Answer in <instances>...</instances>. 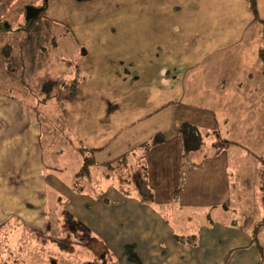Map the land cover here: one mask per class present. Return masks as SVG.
Returning a JSON list of instances; mask_svg holds the SVG:
<instances>
[{
	"label": "crops",
	"instance_id": "0c3cea01",
	"mask_svg": "<svg viewBox=\"0 0 264 264\" xmlns=\"http://www.w3.org/2000/svg\"><path fill=\"white\" fill-rule=\"evenodd\" d=\"M60 1L47 0L45 18L81 48L63 133L80 150L79 171L92 164L75 194L57 149L42 151L30 94L0 92L6 261L39 264L41 250L56 245L44 229L60 198L111 264H264V0H256L258 19L246 0H87L90 18L78 26L88 35L53 16ZM184 126L199 137L197 149L186 148ZM156 135L163 143L147 146ZM154 160L168 185L159 204L138 182ZM136 167L146 171L122 180L120 170ZM133 179L134 194L121 190ZM93 185L103 188L92 193Z\"/></svg>",
	"mask_w": 264,
	"mask_h": 264
},
{
	"label": "rangeland",
	"instance_id": "374dc122",
	"mask_svg": "<svg viewBox=\"0 0 264 264\" xmlns=\"http://www.w3.org/2000/svg\"><path fill=\"white\" fill-rule=\"evenodd\" d=\"M70 1L71 0H61L58 5L53 6V16L56 19L66 18L67 22L78 28L77 32L79 34L88 35V32L78 25L83 24L81 22L82 17L84 19L90 18L88 16L90 5L87 1L81 3ZM42 2L43 0H0V15L4 18L0 20V29L2 31L5 30L3 25L8 24V28L6 29L10 31L11 34L4 35L1 33L2 35H0V60L7 47L9 45L11 46L10 62L7 61L2 65L0 64V90L18 98H28L30 94L29 101L34 103L42 116L52 121L51 124H53L55 129L57 128V133L63 136L64 139L62 141L56 142L57 153L60 154L57 162L64 166L61 178L65 181H72V189L74 188L73 192L76 194L79 193L82 188V175L77 178L74 176V173L79 171L82 158L79 152L74 153V150H72V148L78 149L75 141L72 139V135L68 134L67 137L65 136L66 133H63L66 127L63 125L62 103L71 90L76 87L75 60L78 54H80L81 48L75 42V34H73L72 31H67L65 28L60 27V25L57 26L51 21L49 26L42 25L39 27L37 25L35 27V23L30 27L26 26L24 21V6L32 5L34 7H41ZM42 17L45 18V12L42 14ZM37 22L40 23L39 21ZM29 29L36 31H33L31 33L32 35L29 36V38H32V45L29 44V48L26 49V51H28V58H25L27 62L26 72V69L25 71L23 69L26 67L25 60H20V47L22 45L21 42H24V38L27 37L23 34V31L25 32ZM12 31H16L17 34H13ZM17 31H19V33ZM44 32L46 33L45 35L43 34ZM53 39L55 41L52 43ZM22 58L24 59V57ZM49 81L54 82L55 85L51 92L48 93L47 100L42 104L40 102L42 98L35 92H39L40 89H42L41 84ZM37 96L39 98H37ZM157 162V160H154L153 165L149 167L150 170L146 169L148 176H146L144 172L146 170L142 169L139 172L138 167L131 171L128 169L120 170V175L122 176V180L125 178L128 180L134 173L138 175L144 172L145 181L142 180L143 178H138L140 184L139 189L146 195V198H148L149 192H147L146 185L149 183L150 187L152 186V190L155 191L154 198L151 200L159 204L160 197L162 196L160 185L164 189L168 185L165 186L166 177L161 179L162 173L158 168L159 165ZM124 163H126V161ZM150 173L155 174L154 185L157 187L151 184L152 179L150 178ZM86 178L88 177H85V179ZM96 178H98L96 174L94 176L90 175L92 182ZM132 181L134 182V179L131 180V186L127 185L128 183H126V185L122 184L121 190H126V192L134 194L135 187ZM102 188V186L101 188H97L93 185L91 190L92 193H96L98 190H102ZM136 194H138V192ZM57 198L58 195L56 194V199ZM59 200L58 203L54 201L50 203L51 206L56 205V207L52 208L50 206L51 209L48 208L46 213L48 229H44V232L46 231L45 239L54 242L56 245L47 244L50 246H46L41 250L39 264H111L110 258L103 254L102 245L97 240L93 239L86 231L78 232L79 230L77 229H79V225L70 221L65 214V205L62 204L65 200L63 201V199L60 198ZM72 230L74 231L71 232ZM44 232L42 236L43 239L45 235ZM7 239L15 240L9 237H7ZM23 240L24 239H18L17 245L21 244ZM80 243L84 244L79 245ZM4 252V249H0V264H18L16 261L8 263L6 260L10 258L4 257V255H6ZM29 256L26 262L28 260L31 261V255ZM3 261L6 262L4 263Z\"/></svg>",
	"mask_w": 264,
	"mask_h": 264
},
{
	"label": "trees",
	"instance_id": "16d2710c",
	"mask_svg": "<svg viewBox=\"0 0 264 264\" xmlns=\"http://www.w3.org/2000/svg\"><path fill=\"white\" fill-rule=\"evenodd\" d=\"M247 3H248V6H249V9L251 11V13L253 14V17L255 19H258V15H257V6H256V0H246ZM44 2V0H43ZM42 2V6L44 7V10H46V5H44V3ZM41 19H38L37 21H39L40 23H38L37 21L35 22V27L38 25L39 27L42 26V25H50V21L46 20L45 18L40 17ZM4 18L0 15V20H3ZM26 24V23H25ZM264 25V23H263ZM27 26V24H26ZM27 27H30V26H27ZM5 30H1L0 29V35L4 34V35H11L10 34V31H8L5 27H3ZM21 31V30H20ZM34 32L36 30H33ZM31 29L29 30H26L25 32L23 31V34H25L27 37L24 38V42H21V47H20V50H21V61L22 60H25V58H28V51H26L27 48H29V44L32 45V38H29V36H31L32 32H33ZM52 31V30H50ZM19 33V31H17ZM2 33V34H1ZM13 34H17L16 31H12ZM42 33V32H41ZM44 35L46 34L45 32L43 33ZM42 35V34H41ZM261 46H260V49H259V52H258V55H259V59L260 61L262 62L263 64V76H264V26H263V32H262V38H261ZM55 40L53 39L52 43L54 42ZM8 46V45H7ZM10 50H11V46L9 45L6 49V51L4 52V55L2 56V59L0 60V64H4L5 62L9 61L10 62ZM24 57V59L22 58ZM27 62L25 60V66L23 69L25 71L26 69V72H27ZM30 66H31V63H30ZM42 85V89H40L39 92H35L40 98V102L43 104L46 100H47V97H48V93L51 92L52 88H54L53 86L55 85L54 82H44ZM0 92H2L0 90ZM6 93V92H4ZM75 93V89H72L71 92L68 94L67 97L71 98ZM37 96V98H39ZM66 98V97H65ZM34 110H37V107L36 106H33ZM38 121H39V129H40V144H41V148H42V151L45 150V148H48L50 150H52V148H54L53 150H55L57 147H56V142H60L62 141L64 138L61 134H58L57 133V128L55 129L53 127V124L51 120L49 119H46L44 116L41 115V113H38ZM184 133L186 134V148L188 150H195L199 147L200 145V139L199 137L195 134L194 130L189 127V126H184ZM65 134V133H64ZM65 136L68 137V134L66 133ZM163 143V139L161 138V136L159 135H156L154 136V138L149 142V144L147 146H156V145H159ZM71 146V145H70ZM80 152V150H79ZM53 153V152H52ZM262 161L264 163V155H263V158H262ZM92 162L90 160H85V163H84V166L82 167V169L76 174L75 177H79L80 175H82V177H85L86 174H87V167L89 165H91ZM74 223V222H73ZM263 223H264V220H263ZM76 224V223H75ZM52 229V228H50ZM70 235V234H68ZM176 240L177 239V236L175 237ZM54 240V239H53ZM190 241V240H189ZM178 242H181L178 240ZM182 243V242H181Z\"/></svg>",
	"mask_w": 264,
	"mask_h": 264
},
{
	"label": "water",
	"instance_id": "95a60500",
	"mask_svg": "<svg viewBox=\"0 0 264 264\" xmlns=\"http://www.w3.org/2000/svg\"><path fill=\"white\" fill-rule=\"evenodd\" d=\"M77 3L85 2L87 0H74ZM44 5L47 4V0H44ZM24 10V21L29 22L30 24L35 23L38 19H40V16L44 13V7H34L32 5H26L23 8ZM5 28H8V24H4Z\"/></svg>",
	"mask_w": 264,
	"mask_h": 264
},
{
	"label": "flooded vegetation",
	"instance_id": "af4514ba",
	"mask_svg": "<svg viewBox=\"0 0 264 264\" xmlns=\"http://www.w3.org/2000/svg\"><path fill=\"white\" fill-rule=\"evenodd\" d=\"M26 24H27V26H31L32 24H30L29 22H26ZM3 27H4V25H3Z\"/></svg>",
	"mask_w": 264,
	"mask_h": 264
}]
</instances>
